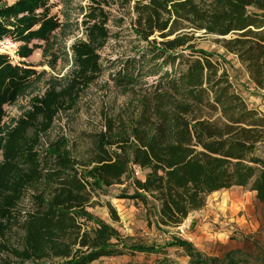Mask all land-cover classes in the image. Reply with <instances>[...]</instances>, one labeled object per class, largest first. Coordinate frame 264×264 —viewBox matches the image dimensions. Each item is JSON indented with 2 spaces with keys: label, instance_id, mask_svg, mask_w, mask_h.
Masks as SVG:
<instances>
[{
  "label": "trees",
  "instance_id": "trees-1",
  "mask_svg": "<svg viewBox=\"0 0 264 264\" xmlns=\"http://www.w3.org/2000/svg\"><path fill=\"white\" fill-rule=\"evenodd\" d=\"M48 1L18 0L0 8V40L12 34L39 37L45 43L43 58L51 57L48 64L54 69L59 57L51 53L58 42L53 35L57 30L65 34L69 22L46 18ZM43 7L38 17L36 11ZM131 13V29L146 45L137 47L114 77L130 100L116 112L104 111L103 127L92 133L86 160L74 157L63 136L49 141L43 151L37 150V136L32 145L19 148L15 143L26 121L1 124L0 116V152L5 161L17 155L32 165V184L39 187L28 231L21 248L13 251L19 264H95L104 258L160 253L154 246L130 244L89 211L98 204L95 195H106L126 180L133 193L122 198L154 211L161 228L180 227L190 214L205 208L210 195L233 187L254 192L264 209V158L257 154L264 144V113L249 107L215 55L197 44L206 36L223 38L226 51L244 65L255 88L264 91V0H139ZM36 25L40 28L31 31ZM88 30L92 41L108 36L103 26ZM72 49L81 71H103L94 43ZM6 58L0 56V106L25 97L46 75L14 68ZM48 85L49 102L33 105L37 114L52 121L61 111L57 89L63 85L56 79ZM137 171L146 173L143 180ZM5 177L1 165L0 196ZM15 194L2 199L4 211L14 205ZM107 207L119 222L116 209L110 203ZM170 246L184 249L189 264H244L234 253L223 261L207 259L177 238Z\"/></svg>",
  "mask_w": 264,
  "mask_h": 264
},
{
  "label": "rangeland",
  "instance_id": "rangeland-1",
  "mask_svg": "<svg viewBox=\"0 0 264 264\" xmlns=\"http://www.w3.org/2000/svg\"><path fill=\"white\" fill-rule=\"evenodd\" d=\"M17 1L0 0V8L12 6ZM137 1L49 0L46 18L59 23L69 22L65 34L57 30L53 35V40L57 38L58 42L51 53L59 57L54 69L48 64L53 61L52 58H43L45 43L39 37L28 40L17 34L10 35L20 45L22 61L18 65L6 58L8 63L14 68L31 70L37 74L46 72L44 78L36 82L25 97L19 98L14 104L0 106L1 124L11 123L13 119L26 121L27 125L15 145L19 143L21 149L32 145L37 136L36 141L40 140L37 150L43 151L49 141L63 136L68 139L74 157L87 159L91 151L92 133L103 127L104 111L116 112L130 100V93L116 85L114 77L135 49L146 45L137 40L131 29V11ZM44 10V7L37 10L36 15L41 17ZM27 15L22 14L19 18ZM11 21L15 23L14 19ZM94 25L106 28L108 36L103 40L96 38V41H92L88 28ZM39 28L40 25H36L31 31ZM230 38L232 36L226 37ZM223 41V38L206 36L199 38L197 44L199 49L215 55L214 60L227 71L236 91L249 107L264 113V91L256 89L250 82L244 65L226 51ZM91 42L101 57L103 67V71L94 74L81 71L73 60L72 48ZM36 77L33 75L31 80ZM52 79L59 80L63 86L57 89L58 108L61 111L50 121L43 113L37 114L34 105L49 102L51 89L48 83ZM154 79L147 80L152 82ZM28 113H34V116L29 118ZM257 154L264 158V144L259 147ZM17 157L15 155V159L5 161V153L0 152V166L6 176V188L1 192L2 198L0 196V264H19L13 251L21 248L28 231L34 195L39 188L32 184L33 166ZM145 174L137 171V177L141 180ZM106 193L94 196L93 201L98 204L89 211L118 229L130 244L154 246L160 248L161 252L104 258L95 264H189L190 258L184 249L170 246L174 238L191 243L207 259L223 261L226 255L234 253L240 263L264 264V209L255 193L249 189L233 187L216 192L208 197L203 210L190 214L180 227L162 228L156 224L154 211H148L140 202L122 198L125 194L133 193L129 181L112 186ZM14 194L18 195L17 200L7 212L4 211L2 199ZM107 203L116 209L119 222L113 221Z\"/></svg>",
  "mask_w": 264,
  "mask_h": 264
},
{
  "label": "built area",
  "instance_id": "built-area-1",
  "mask_svg": "<svg viewBox=\"0 0 264 264\" xmlns=\"http://www.w3.org/2000/svg\"><path fill=\"white\" fill-rule=\"evenodd\" d=\"M0 51L11 63L21 65L20 45L11 36L4 37L0 40Z\"/></svg>",
  "mask_w": 264,
  "mask_h": 264
}]
</instances>
